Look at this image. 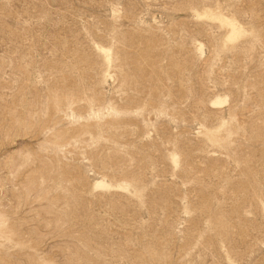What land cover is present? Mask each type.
Returning a JSON list of instances; mask_svg holds the SVG:
<instances>
[{
    "label": "rangeland",
    "instance_id": "1",
    "mask_svg": "<svg viewBox=\"0 0 264 264\" xmlns=\"http://www.w3.org/2000/svg\"><path fill=\"white\" fill-rule=\"evenodd\" d=\"M0 264H264V0H0Z\"/></svg>",
    "mask_w": 264,
    "mask_h": 264
},
{
    "label": "bare ground",
    "instance_id": "2",
    "mask_svg": "<svg viewBox=\"0 0 264 264\" xmlns=\"http://www.w3.org/2000/svg\"><path fill=\"white\" fill-rule=\"evenodd\" d=\"M205 14H204L205 16L219 19L220 25L228 28V30H226L227 33L225 36L226 37L225 38L226 44H228V43L233 44L237 40L241 39L242 37H244L246 35L247 29L244 28L234 17H228L229 15L227 16L221 12L211 11V9L208 12H206ZM106 52H107V50H106ZM105 54L108 55V53H105ZM218 134H219V131H218ZM218 134H217V132H212V133L208 134V137L217 140L218 136H219Z\"/></svg>",
    "mask_w": 264,
    "mask_h": 264
}]
</instances>
